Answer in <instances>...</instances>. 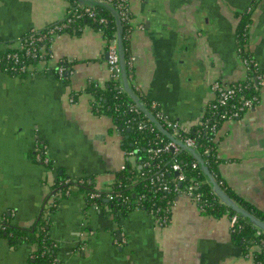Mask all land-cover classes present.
Here are the masks:
<instances>
[{
    "label": "crops",
    "instance_id": "obj_1",
    "mask_svg": "<svg viewBox=\"0 0 264 264\" xmlns=\"http://www.w3.org/2000/svg\"><path fill=\"white\" fill-rule=\"evenodd\" d=\"M129 4L130 83L183 124L200 121L213 81L234 83L247 75L237 42L244 13L251 16L248 49L264 70V0ZM73 10L72 0H0V54ZM108 45L86 23L56 35L49 69L21 75L0 69V219L33 228L44 203L55 198L59 176L89 179L109 191L122 166L134 161L113 119L94 111L85 90L90 81L104 87L110 80ZM62 64L65 79L55 71ZM219 137L223 181L264 212V89L259 104L224 122ZM38 148L46 149L50 165L37 160ZM57 197L50 223L57 264H254L232 237L231 216L201 212L187 196L177 197L165 227L144 209L95 208L84 190ZM35 248L1 236L0 264H34Z\"/></svg>",
    "mask_w": 264,
    "mask_h": 264
},
{
    "label": "trees",
    "instance_id": "obj_2",
    "mask_svg": "<svg viewBox=\"0 0 264 264\" xmlns=\"http://www.w3.org/2000/svg\"><path fill=\"white\" fill-rule=\"evenodd\" d=\"M72 1L74 2V10L69 13L65 20L50 25L40 32H33L24 40L28 41L32 37L44 36V44L46 45L47 50H50L49 47L52 45L54 38L60 31H62L54 30L53 32H50L52 28L68 24V26L64 28L65 30H79L86 23H90L92 26L100 30L108 43L110 40L116 38V21L109 10L103 7H92L97 12L99 18L105 19V22L100 23L83 12L85 7L80 6L77 8V1ZM110 1L121 16L127 74L130 80L131 66L129 63L127 34L133 27V24L131 23L132 13L129 20L124 19V15H122L121 8L118 5L119 0ZM250 17L249 13L243 14L237 29V42L238 46H242L245 49L247 48L244 50V54L252 56L248 49L247 41L244 40L246 25L251 21ZM9 51H13V49H9L5 53L0 54V57ZM31 61L37 63L35 59H32ZM65 67L68 69L67 65ZM0 68H3V65H0ZM55 71H57V67L55 68ZM262 71L264 70L262 69ZM248 80L249 79H243L234 83L245 84L246 82H249ZM85 90L93 96L92 107L94 111L96 113H105L113 119L115 128L120 130L119 133L121 135V145L123 149L132 153L135 162V165H133V161H130V159L127 161L125 167L119 171L117 182L112 187L114 194L115 191H120L124 197L128 198L127 201L123 202L120 197L108 200L106 195L109 191L102 190V196L97 199L99 208L105 205H109L111 210L122 209L124 211L136 209L137 207L144 210H149L155 206L166 208L170 202L175 199L176 194L173 191L164 192L161 189H158L162 180L159 178V175L163 174L164 178L169 179L172 188V186L176 184L173 182L174 179L178 177V172L173 168V163L177 160L182 165L183 171L186 175V180L182 181V183L179 181L177 182L178 186L190 185L194 181L206 182L196 189L203 193V199L205 200L203 201V210L201 212L208 213L217 218L225 214H229L230 216L237 214L222 203L212 191L211 185L208 183L200 163L189 150L181 148L177 153L164 151L153 158L150 157V153H148L149 148L166 143L170 138L157 129L151 128L152 123L147 120L143 112L139 110L137 112L131 110V107L137 108V106L123 89L121 77H113L110 75V80L104 87H100L94 81H90ZM253 92L254 91L250 88L245 89L239 94V96L231 100L228 107L223 109L220 108V111L226 112L228 115L237 111L240 112V115H243L244 110L239 109L243 101L242 95L244 94L246 97L250 98L251 95L254 94ZM140 97L147 107L152 110V103L154 100H147L142 97V95H140ZM206 111L204 120H207V123L204 125H192L183 136L197 139V153L201 155L210 172L220 183V181H223V178L220 175L219 165L221 160L218 158L217 150L220 140L219 132L226 120L221 117V113L218 110L211 109ZM142 119L146 121L148 127L141 129L139 128V121ZM214 122H217L218 126H216V130H211L210 127ZM207 148L209 149V152L205 153ZM194 162L198 163L196 167L192 165ZM147 163L148 165H146ZM47 164L50 165V163ZM221 186L237 203L258 218L264 220V212L256 205L237 195L225 182L221 184ZM55 189V198H53V202L44 203L40 217L33 228L27 229L19 227L10 223L7 219H0V237H6L12 245H17L19 243L35 245L36 248L33 253L34 264H57L58 243L50 234V223L53 212L58 207V194H69L73 189H80L86 191V197L91 205H93L94 202L90 198L89 193L96 188L94 187V183L89 179L59 176L55 183ZM138 198L141 203L139 206L137 204ZM237 215V223L231 228L233 239L242 247L245 254L252 255L254 264H264V233L258 235L257 227L243 219L239 214ZM254 246H259V248L251 251Z\"/></svg>",
    "mask_w": 264,
    "mask_h": 264
},
{
    "label": "built area",
    "instance_id": "obj_3",
    "mask_svg": "<svg viewBox=\"0 0 264 264\" xmlns=\"http://www.w3.org/2000/svg\"><path fill=\"white\" fill-rule=\"evenodd\" d=\"M98 1H108L111 3L110 0H98ZM78 3V2H77ZM119 7L121 8L122 15H124V19L129 20L131 15V8L128 0H119L118 2ZM81 5L77 4V8ZM84 8V13L91 17L94 20L101 22H105L104 18H99L97 15V12L90 6H81ZM76 8V9H77ZM78 12V11H77ZM79 16V15H77ZM68 24H63L59 26H55L50 30V32H53L54 30H63L65 27H67ZM249 23L246 25L245 29V37L244 40L247 41L248 46V38H249ZM127 37H129V33L127 34ZM44 36L39 37H32L28 41H23L20 43V45L13 49V51L7 52L5 55L0 57V65H3V68H0L1 70H4L6 72L12 73V74H34L38 68L41 70H47L50 67V61L53 58L52 50L50 45V50H47L46 45L44 44ZM246 46V47H247ZM247 49V48H246ZM242 46H238V53L239 56L244 63V65L247 68V76L246 79H249V82L243 83H225L219 80H215L211 84V92H212V99L205 107L204 113L202 118L199 122L193 124V125H204L206 124L207 120H204L205 112L206 110L215 109L218 110L221 113V117L227 121H232L236 119H240L242 115H240V112H234L233 114L228 115L226 112H221L220 108H226L230 104L231 100L235 97L239 96L240 93H242L245 89H252L254 94L251 95L250 98L246 97L244 94L242 95V105L239 107L240 110L245 111L252 109L257 104H259L260 101V95L262 92V89L264 87V71L260 68L258 62L251 56L244 54V50H246ZM108 69L110 72V75L113 77H121L120 74V62H119V56H118V50H117V44H116V38L110 40L108 45ZM35 59L37 63L32 62L31 60ZM133 58L130 59V65H132ZM39 63V64H38ZM37 65H40L39 67ZM261 70V71H260ZM56 73L61 79H65L67 77L68 69L65 67V65H58ZM208 108V109H206ZM131 110H135L136 112L139 110L138 107L133 108L131 107ZM155 117L159 120V122L162 124V126L177 140L181 141L183 144L187 145L190 148H195L197 151V139L192 137H184L183 134L186 133L192 125H186L181 123L179 120L171 118L163 109L160 103L157 101H154L152 103V110H151ZM142 112V111H141ZM145 116V115H144ZM146 117V116H145ZM147 118V117H146ZM148 121H150L147 118ZM151 122V121H150ZM152 123V122H151ZM152 123L151 128L157 129L155 125ZM216 126H218L217 122H214L210 129L216 130ZM220 126V125H219ZM148 127V124L144 119L139 121V128H145ZM116 130L119 132L120 130L116 128ZM158 130V129H157ZM159 131V130H158ZM158 134V133H157ZM182 147L174 140L170 139L168 142L163 143L161 145H158L156 147H151L148 149V153H150V157L153 158L154 156L164 152V151H172L173 153H177L180 151ZM209 149L207 148L205 150V153H208ZM126 154L128 158L134 159V156L131 152H127ZM37 160L42 163H49L50 159L47 155V151L45 148H38L36 153ZM197 162H194L192 165L194 167L197 166ZM126 165V164H125ZM125 165L122 166V169L125 167ZM133 165H135V162L133 161ZM148 165V163L146 164ZM173 168L178 172V177L174 179L173 182L176 184L174 186H170V181L167 178H164L163 174L159 175V178L161 180V185L158 188L161 189L164 192H170L173 191L176 194V197L174 200L170 202V204L166 208H160L158 206H155L154 208H151L149 210H146L150 215L153 216L155 219V222L161 226L165 227L169 224L171 220V214H172V208L176 202L177 197L179 196H187L191 199V201L198 207L200 211L203 210V193L201 191H198L199 187L206 183L205 181H194L190 185H184V186H178L177 182L179 181L182 183V181L186 180V175L183 171L182 165L175 160L173 163ZM224 181H220V185L223 184ZM112 189L109 190V193L106 195V198L108 200H113L116 197H120L123 202L127 201V197H124L123 194L120 191H115V194L113 193ZM90 198L94 201L93 206L95 208H99L97 199L102 196V190L95 189L94 191L89 193ZM49 203L53 202V199H49L47 201ZM138 206L141 205L140 199H137ZM136 209H141L140 207H137ZM238 220V215H232L231 216V228L235 226ZM264 231L259 229L257 230V234H263ZM255 249H258L259 246H254ZM253 247V249H254Z\"/></svg>",
    "mask_w": 264,
    "mask_h": 264
},
{
    "label": "water",
    "instance_id": "obj_4",
    "mask_svg": "<svg viewBox=\"0 0 264 264\" xmlns=\"http://www.w3.org/2000/svg\"><path fill=\"white\" fill-rule=\"evenodd\" d=\"M81 6H90V7H103L109 10L115 18L116 21V44L120 62V74L122 78V87L128 96L134 101L136 106L144 113V115L155 125V127L163 134L167 135L170 139L176 141L182 148L189 150L196 160L200 163L203 173L211 185L212 191L217 195L222 203H224L228 208L232 209L235 213L239 214L243 219L252 223L255 227L264 231V220L258 218L256 215L245 209L239 203H237L219 184L214 175L210 172L207 165L204 162V159L200 154L197 153L195 148H190L187 145L183 144L181 141L174 138L159 122L155 117L154 113L147 107L144 101L141 99L139 94L132 87L126 66V56L123 42V25L121 16L115 6L108 1H98V0H76Z\"/></svg>",
    "mask_w": 264,
    "mask_h": 264
},
{
    "label": "rangeland",
    "instance_id": "obj_5",
    "mask_svg": "<svg viewBox=\"0 0 264 264\" xmlns=\"http://www.w3.org/2000/svg\"><path fill=\"white\" fill-rule=\"evenodd\" d=\"M246 76H247V75H246ZM246 76H245L243 79H246ZM243 79H242V80H243ZM263 89H264V87H263ZM263 89H262V90H263ZM52 199H53V198H52ZM94 207H95V206H94ZM33 256H34V255H32V257H33Z\"/></svg>",
    "mask_w": 264,
    "mask_h": 264
}]
</instances>
